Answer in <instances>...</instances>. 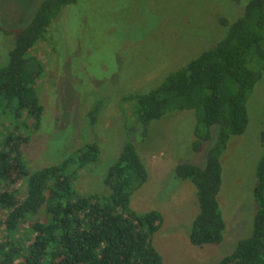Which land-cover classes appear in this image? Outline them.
<instances>
[{
	"label": "rangeland",
	"instance_id": "rangeland-1",
	"mask_svg": "<svg viewBox=\"0 0 264 264\" xmlns=\"http://www.w3.org/2000/svg\"><path fill=\"white\" fill-rule=\"evenodd\" d=\"M44 1L0 0V69L9 64L17 35ZM250 1L78 0L64 8L28 55L45 66L36 87L44 107L41 127L28 132L30 142L22 150L28 170L57 166L96 145L99 159L78 173L74 189L82 196L106 197L108 172L132 144L149 179L132 194L130 209L139 216L152 211L163 216L154 237L163 264H217L231 255L253 232L256 170L264 155V75L247 103L246 133L232 137L221 157L219 200L226 229L220 245L191 243L200 212L197 191L175 173L179 164L206 167L219 127L199 151L194 111L170 112L152 121L144 135L134 97L156 89L217 45L225 37L221 23L242 15ZM5 216L0 209V221ZM3 236L0 228V242Z\"/></svg>",
	"mask_w": 264,
	"mask_h": 264
},
{
	"label": "trees",
	"instance_id": "trees-1",
	"mask_svg": "<svg viewBox=\"0 0 264 264\" xmlns=\"http://www.w3.org/2000/svg\"><path fill=\"white\" fill-rule=\"evenodd\" d=\"M77 1L45 0L17 35L9 64L0 69V209L6 213L0 221V264H163L154 246L163 216L156 211L139 216L130 209L132 194L149 179L134 145L124 147L108 172L111 194L106 197L82 196L74 189L78 173L98 161L96 145L37 172L25 164L22 150L30 142L28 132L39 131L44 115L36 87L45 66L28 55L63 9ZM221 24L225 37L217 45L156 89L134 97L144 135L152 121L170 112L194 111L199 151L203 142L212 140V128L219 127L206 167L179 164L175 171L197 191L200 212L190 239L199 247L220 245L224 239L221 157L232 137L246 133L247 103L264 75V0H251L242 15ZM261 142L264 146V127ZM256 177L252 235L217 264H264V155Z\"/></svg>",
	"mask_w": 264,
	"mask_h": 264
},
{
	"label": "crops",
	"instance_id": "crops-1",
	"mask_svg": "<svg viewBox=\"0 0 264 264\" xmlns=\"http://www.w3.org/2000/svg\"><path fill=\"white\" fill-rule=\"evenodd\" d=\"M219 202H220V200H219ZM220 208H221V203H220ZM221 211H222V209H221Z\"/></svg>",
	"mask_w": 264,
	"mask_h": 264
}]
</instances>
